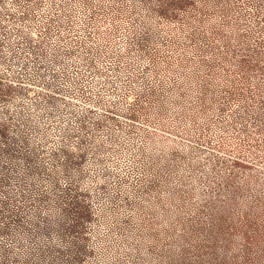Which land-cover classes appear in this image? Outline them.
Segmentation results:
<instances>
[{
	"label": "rangeland",
	"instance_id": "obj_1",
	"mask_svg": "<svg viewBox=\"0 0 264 264\" xmlns=\"http://www.w3.org/2000/svg\"><path fill=\"white\" fill-rule=\"evenodd\" d=\"M0 264H264V0H0Z\"/></svg>",
	"mask_w": 264,
	"mask_h": 264
}]
</instances>
